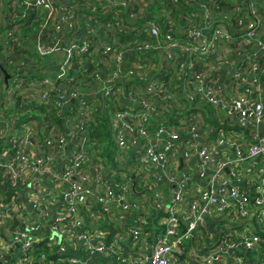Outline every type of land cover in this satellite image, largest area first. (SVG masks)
I'll use <instances>...</instances> for the list:
<instances>
[{"label": "built area", "instance_id": "2783aa9c", "mask_svg": "<svg viewBox=\"0 0 264 264\" xmlns=\"http://www.w3.org/2000/svg\"><path fill=\"white\" fill-rule=\"evenodd\" d=\"M0 64V264H264V0H0Z\"/></svg>", "mask_w": 264, "mask_h": 264}, {"label": "trees", "instance_id": "16d2710c", "mask_svg": "<svg viewBox=\"0 0 264 264\" xmlns=\"http://www.w3.org/2000/svg\"><path fill=\"white\" fill-rule=\"evenodd\" d=\"M27 23H25L26 25ZM90 71V70H89ZM31 105H26V107H30ZM34 108L38 109L40 112L44 110V106L43 105H34ZM24 116H20L19 118L22 119ZM211 118V117H210ZM207 119V122L216 124V122L213 119ZM168 121H172V119H167ZM93 126H91V131H90V135L95 138L99 144L101 145V155L104 158V160H102L104 162V164L106 166H110L114 163L113 157H114V153H115V146L113 143V138H112V130H111V125L109 123V120L105 118L104 114L101 113L100 116L96 117L95 121L93 122ZM227 125V124H226ZM239 128L236 127V124L232 125V128L237 129L236 131L240 132V129H242V127L238 126ZM132 177L133 180H135L136 182V193H135V197L137 198H141L143 195L146 196L149 193H152V189L147 190L146 188H143L142 186L139 187L140 182L138 181V176L135 173H132ZM161 185H157L155 188L159 189ZM142 192V193H140ZM140 193V194H139ZM151 212V217H148V224L150 225L148 227L149 230L155 229L154 231L158 232L161 231V227L156 226L158 223V220L160 217L163 216V212L156 210L155 208H153L152 206H149L147 208V213ZM223 221V219L221 218H217L214 220V222H218L219 225H222L221 222ZM209 220H207L202 226L200 225L197 229L199 232L198 235V239L199 240H203L205 242H209V236L213 235L212 232L209 230ZM208 224V225H207ZM148 229L146 228V230L148 231ZM181 231L184 230L183 226H180ZM111 230V228H110ZM218 235V233H214V237H216Z\"/></svg>", "mask_w": 264, "mask_h": 264}, {"label": "crops", "instance_id": "0c3cea01", "mask_svg": "<svg viewBox=\"0 0 264 264\" xmlns=\"http://www.w3.org/2000/svg\"><path fill=\"white\" fill-rule=\"evenodd\" d=\"M263 79H264V77H262ZM262 97L264 98V89H263V93H262ZM211 119V118H210ZM236 127L237 128H239L238 127V125H236ZM225 129L226 130H228V131H231L237 138H239L240 140H243L244 142H246L247 140H248V138H249V134L248 133H246L247 131L244 129L243 130V128L242 129H240V132L239 131H236L237 129H235V128H232V126H225ZM258 133V136H261L262 135V133H260V131L259 132H257ZM210 138H213V134L210 136ZM212 140V139H211ZM135 150H138L136 147H133V148H131V149H129V151L130 152H133V151H135ZM232 150H231V148L228 150V152L230 153ZM129 157V156H128ZM191 163L192 164H195L196 163V158L192 161L191 160V162H190V165H191ZM125 165H126V163H125ZM127 166V165H126ZM195 175H193V181L195 180ZM160 189H161V192H162V195H163V197L165 198V200H166V202H170L171 200H172V190L169 188V187H167L165 184H162L161 186H160ZM140 193H142V192H140ZM139 193V194H140ZM142 197H144V195L142 196ZM141 197V198H142ZM147 214V213H146ZM117 215V214H116ZM142 218L145 220V224L148 222V214L147 215H145L144 213H143V216H142ZM102 220H103V218L101 217L98 221H96V222H94V224H97V222H100V224L102 223ZM149 223V222H148ZM104 225H106V223L104 222L103 223ZM108 228H111V230L113 229L111 226H108ZM105 230H108L107 228H103V231H105ZM154 229H152V231H153ZM111 232H114V229L111 231Z\"/></svg>", "mask_w": 264, "mask_h": 264}, {"label": "water", "instance_id": "95a60500", "mask_svg": "<svg viewBox=\"0 0 264 264\" xmlns=\"http://www.w3.org/2000/svg\"><path fill=\"white\" fill-rule=\"evenodd\" d=\"M0 70H1V72H2V74H3V76H4V82L6 83L8 77H9V74L7 73V71L5 70V68H4L1 64H0ZM255 160L258 161V160H259V157H257ZM179 161H180L179 168H181V167L183 166V158H182L181 155L179 156ZM132 189H133V192H136L135 184H133ZM15 223H16V222L14 221V224H15ZM14 224H13V225H14ZM44 242H45V240L42 241V242H40V243H38V244H36L35 248H38L39 246L43 245Z\"/></svg>", "mask_w": 264, "mask_h": 264}, {"label": "rangeland", "instance_id": "374dc122", "mask_svg": "<svg viewBox=\"0 0 264 264\" xmlns=\"http://www.w3.org/2000/svg\"><path fill=\"white\" fill-rule=\"evenodd\" d=\"M170 79H173V77L170 76ZM171 81H172V80H171ZM110 167L113 168L112 165H110ZM141 186H142V185H141ZM141 186L139 185V187H141ZM142 187H143V186H142ZM158 190H160V188H159ZM152 192H153V191H152ZM147 214H148V217H151V212H148ZM147 214H145V215H147ZM149 226H150V225H149L148 222H147L146 225H145V227L148 229ZM147 232H152V230H149V229H148Z\"/></svg>", "mask_w": 264, "mask_h": 264}]
</instances>
